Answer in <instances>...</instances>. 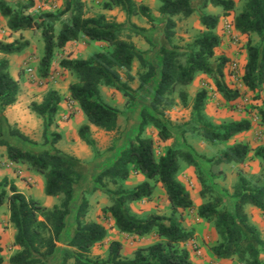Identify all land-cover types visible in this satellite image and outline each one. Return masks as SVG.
Returning <instances> with one entry per match:
<instances>
[{
	"label": "trees",
	"instance_id": "1",
	"mask_svg": "<svg viewBox=\"0 0 264 264\" xmlns=\"http://www.w3.org/2000/svg\"><path fill=\"white\" fill-rule=\"evenodd\" d=\"M162 19V34L157 42L158 64L149 61L148 52L137 48L124 38L126 30L142 32L130 19L142 16L149 22L154 17L151 10L138 5L134 0H107L105 9L120 8L128 17L127 23L109 20L105 14L88 16L82 0H63L58 13H46L39 17L31 12L34 0H0V15L7 20L11 33L41 29L44 40V56L41 60V75L47 77L56 49H64L68 43L81 38L89 41L104 42L105 50L94 53L88 59H65L61 66L70 71L77 82L69 87V98L79 104L88 122L98 129L114 132L119 128L121 112L104 102L101 87L114 89L128 99L136 101L138 89L123 82L122 71L130 72L138 62L145 72L140 75V87L156 85L150 106L140 112L141 121L135 137L129 147L107 166L91 173L89 165L79 158L56 148L61 140L60 134L54 139L46 138L42 149L34 152L27 146H18L10 139H18L26 144L36 145L19 130L8 128L6 133L0 127V147H6L9 160L28 166L29 169L44 177L45 194L60 198L53 208L48 209L34 198L21 193L15 184L7 179L0 182V207L8 204L10 222L16 229L15 245L17 252L9 259V264H195L186 245L193 239V233L183 226L182 212L196 210L201 219L211 220L219 236L212 252L218 259L238 258L243 264H264L262 254L264 241L259 229L251 224L246 213L247 206H253L264 212V186H255L240 174L234 186L232 205L208 185L203 162L211 165L243 164L251 152L264 163V148L252 149L248 143L237 142L229 145L217 158L196 157L189 149L168 148L160 158L156 157L152 139L143 137L148 128L157 131L162 142L172 139V124L167 113L175 104L172 97L178 90L183 104L188 101L187 88L198 74L206 75L214 84L217 92L226 102H234L241 96L236 89L225 82L229 59L217 57L216 51L222 40L216 29L221 17H229L235 10L234 0H158ZM213 7L222 11L219 14H207L204 10ZM199 14L205 32L193 45L181 47L172 43L176 22L174 17L189 18ZM60 20V31L55 33V22ZM234 26L241 35H256L258 43L249 40L246 45L247 63L244 69L243 85L252 93L264 89V0H245L242 9L234 17ZM29 41H0V53L13 55L22 53ZM129 81L131 75H128ZM19 83L10 72L7 59L0 60V115L16 104ZM208 94L205 90L197 94L193 103L196 123L192 131L199 133L211 144L228 143L237 135L251 130L248 119L214 125L205 116ZM61 97L56 91H50L41 104L33 103L32 109L52 124L59 110ZM264 125V101L257 107ZM88 125L80 128L81 138L89 143ZM194 167L199 174L201 185L210 192V200L197 207L185 185L177 179L182 164ZM142 175L146 181L132 190L111 191L108 183L117 184L126 181L132 173ZM154 183V184H152ZM160 185L171 206L169 215H150L137 218L131 211L132 202L148 200L154 195V188ZM101 190L112 196V205L104 208V215L110 216L119 233L145 237L155 233L158 241L150 246L138 249L132 258H122V244L114 241L110 245L107 260L92 259L91 249L102 243L107 236L106 228L100 223L89 221L87 213L89 201L86 190ZM203 196L206 191L203 190ZM66 237V251L59 260V246ZM0 247V264L4 263Z\"/></svg>",
	"mask_w": 264,
	"mask_h": 264
},
{
	"label": "rangeland",
	"instance_id": "2",
	"mask_svg": "<svg viewBox=\"0 0 264 264\" xmlns=\"http://www.w3.org/2000/svg\"><path fill=\"white\" fill-rule=\"evenodd\" d=\"M10 1L14 2L16 0ZM34 1L35 6L32 11L39 17V20L46 13H58L63 5V0ZM82 1L84 2L85 11L88 16L105 14L112 21L119 23H127L128 21L125 12L120 8L105 9L104 4L107 0ZM134 1L138 5L147 6L151 10L154 20L153 22H149L140 15L132 17L130 21L137 27L144 29V31L126 30L124 38L130 40L140 50L147 51L149 61L153 64H158L156 49L157 42L161 38L163 24L159 13L160 3L158 0ZM234 1L236 7L229 17H223L220 9H214L211 6L207 7L204 12L207 14L219 13L222 16L216 29L217 35L222 40L216 56L227 57L229 59L225 82L230 88L237 89L241 96L234 102H226L217 92L213 82L206 75L198 74L195 81L187 88L188 101L186 104H183L179 99V90L172 95L175 104L167 113L172 124V139L168 142L160 141L157 131L154 128H148L143 134L144 138L154 141L157 158L164 155L168 148L174 147L189 149L196 157L206 156L210 159L217 158L229 145L237 142L248 143L252 149L258 147L264 148V125L261 122L257 108L262 106L264 101V89L260 93H252L245 88L242 81L247 63L246 45L249 40L253 44L258 43L259 40L256 35L250 38L244 35L240 36L231 29L232 25L229 21L231 17H235L240 12L245 0ZM174 20L176 22V28L174 30V36L172 37V43L175 45L184 48L193 45L205 32V28L200 21V16L197 13L189 18L177 16L174 17ZM54 27L55 33L57 34L61 28L60 20L55 22ZM0 41L5 43L29 41V46L20 54L6 55L4 58L0 55V60L8 57L13 63L14 77L20 87L17 102L12 108L13 116L18 118V121L16 120V124L11 126L7 123V117L1 114L0 127H3L6 133H8V128L21 130L19 128L20 125L36 145L26 144L13 138L10 141L18 146L25 145L34 152H38L44 144L45 131L47 132L46 138L49 141H52L55 134H59V132L52 130L56 117L53 118L52 124L47 125V118L44 119L34 112L32 104L43 103L50 91H56L61 97V101H64L63 97L65 98L69 94V87L71 84L77 82V78L70 71L64 69L61 66V62L65 59H88L94 53L105 50L108 45L104 42L89 41L86 38H81L79 41L72 43L70 48L56 49L48 76L43 77L40 69L41 60L44 56V40L41 29L36 28L30 31H24L23 33H11L10 30H7L0 23ZM223 46L229 51H221L224 48ZM229 53H231V57L226 56ZM144 72L145 69L141 68L138 62L134 64L130 72L122 71L123 82H127L133 89H138L139 91L138 97L134 102L128 103V99L114 89L101 87V97L104 102L117 108L121 112V116L118 130L106 132L94 128L93 131L90 130L87 134L89 143H87L86 147L75 146L79 152L91 155V158H89L91 164H88L91 173L94 174L104 166L112 164L117 159V156L128 148L134 139L137 126L141 121L140 112L150 106L156 86L154 84L148 87H140V75ZM128 75H131L130 81ZM203 90L208 94L204 113L209 122L214 125H221L235 120L248 119L252 123L251 130L245 134L237 135L228 143L222 144H211L204 140L199 133L192 131L196 123L193 114V103L197 94ZM66 101L69 103L70 100L67 98ZM68 109V114H65L66 116L62 118L63 123H66L74 114L70 107ZM67 115L69 117L68 119ZM67 124L64 127H68L69 122ZM71 143L69 141L70 145ZM202 165L209 177L208 185L224 197H227L230 205L234 202L232 195L240 174H243L252 185L264 186V163L254 156V151L251 152L249 158L243 164L211 165L202 161ZM177 179L190 192L196 208L210 200L211 193L207 192V189L201 185L198 171L194 167L183 163ZM24 180L25 184L31 186L38 196V192L42 190L40 185L41 180L39 178H25ZM145 181L146 179L142 175L133 172L128 180L119 181L117 184L110 182L107 186L111 191L118 189L132 190ZM203 190L206 191L205 196L202 195ZM44 195L48 197L46 194ZM85 196L89 201L87 219L100 223L107 230L106 239L91 249L90 257L92 259L107 260L110 254V245L114 241L122 244L121 255L124 259L132 258L138 249L150 246L158 241L155 233L145 237L119 233L114 220L103 213L104 208L113 203L110 194L99 189L93 190L90 188L86 190ZM57 201L59 203L60 198H57ZM129 207L131 213L137 218H146L154 214L165 216L171 213L170 203L167 200L164 189L160 185L154 188V195L151 201L142 200L132 202L129 204ZM246 213L251 224L259 229L264 241V212L256 207L247 206ZM182 217L183 226L187 231L193 233V239L187 243L186 247L195 264H243L238 258L218 259L215 257L212 250L217 245L219 236L213 221L201 219L197 215L196 210L183 211ZM66 243L67 239L65 237L62 243L59 244L61 248L59 260L62 259L66 251H72L71 248L65 245ZM262 259L264 260V250Z\"/></svg>",
	"mask_w": 264,
	"mask_h": 264
},
{
	"label": "crops",
	"instance_id": "3",
	"mask_svg": "<svg viewBox=\"0 0 264 264\" xmlns=\"http://www.w3.org/2000/svg\"><path fill=\"white\" fill-rule=\"evenodd\" d=\"M30 12L33 13L32 10ZM233 18L234 17H231L229 21L232 25L231 29H233L238 35L243 36L236 31ZM0 23L1 25L5 26L7 30H9L7 27V20L3 18L1 15H0ZM72 43L74 42L68 43L66 47L70 48V45ZM223 47L224 48H222L221 51L223 50H225V52L229 51L228 49H226L225 46ZM230 54L231 53L227 54L226 56L231 57ZM0 55L3 56L2 58L6 56L1 53ZM6 59L9 61V64H10L11 75L16 80V78L14 77V72H13V63L8 59V57H6ZM67 98L70 100L69 94H67L65 98L63 97L64 101H61V103L59 104V110L57 114L55 115L56 119L52 127V130H54V132H59V134L62 137L59 143L56 144V148L69 155L79 158L84 163L91 164V162L89 161V158H91V155L90 154L88 155L86 153L83 154L79 152L75 146L86 147L87 145V142H85L79 134V130L82 126L88 125L91 131H93L94 128L96 127L91 125L88 122V119L85 116V114L82 112L79 104L71 100L68 103L66 101ZM14 106L15 105L7 108L3 112L4 116L7 117V121H8L7 123H9L11 126L16 124V120L18 121V118L13 116L12 108ZM69 107L73 110L74 114L70 118L67 115V119L69 118V120L66 123H63L62 118L63 116H66L65 114H68ZM237 121H240V120H237ZM68 122H69V126L64 127L65 125H68L67 124ZM19 128L21 129L19 130L20 132L25 134L27 137L29 136L28 133H25V131L22 129L20 125H19ZM245 133L246 132H244V134ZM69 141L72 142L71 145L69 144ZM119 155L117 156V158L119 157ZM25 178L27 179L39 178V180H41L40 185H41L42 190L38 192L39 197L36 195L34 189L31 186H27L25 184V180H24ZM4 179H7L10 183L15 184L18 190L21 193H23L26 197L39 200L43 204V206L47 208H53L55 205L58 204L57 197H51V196L45 197L44 194H45L46 181L41 175L35 173L33 170L29 169L28 166L24 164L16 163V162L9 160L6 147H0V182L3 181ZM15 235H16V229L14 228L13 224L10 222V212H9L8 204H4L3 206L0 207V247L2 248L1 255L4 258L3 264H9V259L18 250V247L15 245V242H14Z\"/></svg>",
	"mask_w": 264,
	"mask_h": 264
}]
</instances>
